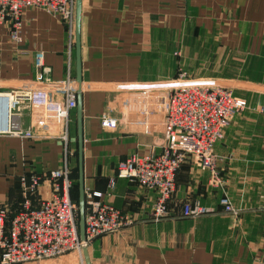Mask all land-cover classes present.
I'll return each instance as SVG.
<instances>
[{"label": "crops", "instance_id": "1", "mask_svg": "<svg viewBox=\"0 0 264 264\" xmlns=\"http://www.w3.org/2000/svg\"><path fill=\"white\" fill-rule=\"evenodd\" d=\"M79 25L83 186L99 191L101 202L131 219L87 243L90 264H264V0H81ZM185 29L193 54L186 74L229 87L235 97L246 99L248 108L231 119L214 145L212 173L193 160L182 164L170 216L153 221L155 192L115 178V170L132 154L161 152L164 84L181 71L170 58L177 42L169 36ZM36 52L49 68L48 81L66 76L75 81L74 24L69 36L60 19L29 8L21 15L17 42L0 25V92L49 90L48 82L34 80ZM242 90L261 94L247 98ZM23 112L26 125L29 114ZM75 135L74 108L66 158L71 174ZM62 160L55 139L0 135V205L16 210L19 177L57 170ZM49 191L42 183L32 205ZM224 196L235 215L220 205ZM186 202L215 212L181 217L179 205ZM76 255L22 264H84Z\"/></svg>", "mask_w": 264, "mask_h": 264}, {"label": "built area", "instance_id": "2", "mask_svg": "<svg viewBox=\"0 0 264 264\" xmlns=\"http://www.w3.org/2000/svg\"><path fill=\"white\" fill-rule=\"evenodd\" d=\"M29 8L60 19L68 35L72 34L74 0H0V25L12 42L18 41L21 15ZM174 55L180 56L178 52ZM33 67L35 82H48L49 90L0 92V135L25 140H57L63 150L62 166L57 170L20 176L18 208L10 212L5 205H0V264H20L71 250L80 252L93 238L113 233L131 222L126 214L101 202L99 191L84 189V238L79 239L77 205L70 199L71 179L66 164L69 112L76 105L77 84L69 76L57 82L48 81L49 68L43 64L41 52L34 54ZM179 77L181 79L182 75ZM179 81L167 88L164 84V145L161 152L149 150L142 155L132 154L115 170V178L132 180L155 192L150 208L153 221L170 213L169 201L176 190V175L181 165L193 160L201 169L212 173L214 145L222 140L231 119L248 108L229 87L215 80ZM23 111L29 114L26 125L22 123ZM45 182L50 188L48 197L32 205V197ZM112 187L113 179H110L107 189ZM220 204L225 212L236 214L227 197H222ZM211 210L197 202H186L182 204L181 215L195 218Z\"/></svg>", "mask_w": 264, "mask_h": 264}, {"label": "water", "instance_id": "3", "mask_svg": "<svg viewBox=\"0 0 264 264\" xmlns=\"http://www.w3.org/2000/svg\"><path fill=\"white\" fill-rule=\"evenodd\" d=\"M80 4L81 0H74V48H75V81L77 90L75 94V142H76V169H77V231L80 240L84 238V195H83V176H82V132H81V108L79 94V20H80ZM82 259L84 264H90L86 247L81 249Z\"/></svg>", "mask_w": 264, "mask_h": 264}, {"label": "rangeland", "instance_id": "4", "mask_svg": "<svg viewBox=\"0 0 264 264\" xmlns=\"http://www.w3.org/2000/svg\"><path fill=\"white\" fill-rule=\"evenodd\" d=\"M188 35H189V32H188V30L185 29V32L183 30L182 34H180V35L175 34V35H170L169 36L170 38H173L177 42L176 45L174 44L172 46L171 50H170V54H169L170 55V58H172L173 61L179 63V66L181 67V71H179L178 74H176L177 75L176 80H172L171 78H169V80H166V83H165V87L166 88H167V86H169L171 84H178L177 81H179V79H180L179 75H182V78L180 79L179 82H191V81L192 82H196V81L197 82H203L204 80H206L205 78H207L206 76H199V77H203V78H195V77H192V76H189L188 74H186L187 72L185 70L188 68V65L190 66V64L193 63V60H192L193 54H192V52L189 49L190 46H192V43L191 44L188 43V39H189V36ZM176 51L180 54V56H176V55L174 56L173 55V53L176 52ZM243 94H244V96H246L247 98H249V97H251L252 94L255 96V94L258 95V94H261V93H258L257 91H254V90H252V91L250 90L248 92L243 91ZM238 98L243 99L246 102V99L245 98H243V97H238ZM253 98H256V97H253ZM246 104H247V102H246ZM69 177L71 179V182L76 183L75 175H74V178H71V173L69 172ZM74 195L72 194L73 198H74ZM179 207H180V210H181L182 203H181V205H179ZM171 212H172V208H171ZM171 212L168 215H166V217H164V218L169 217L170 214H171ZM213 212H215V210L212 209L211 211H209L207 213H204V214H202V215H200L198 217L206 216V215L211 214ZM180 215H181V213H180ZM181 217H182V215H181ZM195 218H197V217H195ZM67 253H73L74 255H76V253H77L78 254V257H80V259H82V254L80 252L75 251V250H71V251H68V252H66V253H64L62 255H58V256H54V257H49V258H41V259H36V260H30V261H26V262H23V263L38 262V261H41V262H43V261H50V260H52L54 258L63 256V255H66ZM20 264H22V263H20Z\"/></svg>", "mask_w": 264, "mask_h": 264}, {"label": "trees", "instance_id": "5", "mask_svg": "<svg viewBox=\"0 0 264 264\" xmlns=\"http://www.w3.org/2000/svg\"><path fill=\"white\" fill-rule=\"evenodd\" d=\"M74 175H75V178L77 179V169H76V166L75 168L73 169L72 171V174H71V178H74ZM75 187V188H74ZM74 195V198L72 196V194ZM70 199L71 201H73L76 205H77V182L74 183V182H71V188H70Z\"/></svg>", "mask_w": 264, "mask_h": 264}, {"label": "bare ground", "instance_id": "6", "mask_svg": "<svg viewBox=\"0 0 264 264\" xmlns=\"http://www.w3.org/2000/svg\"><path fill=\"white\" fill-rule=\"evenodd\" d=\"M80 253H81V251H80Z\"/></svg>", "mask_w": 264, "mask_h": 264}]
</instances>
